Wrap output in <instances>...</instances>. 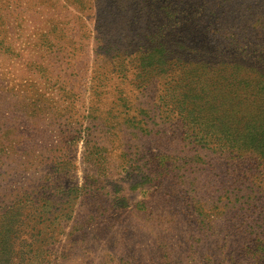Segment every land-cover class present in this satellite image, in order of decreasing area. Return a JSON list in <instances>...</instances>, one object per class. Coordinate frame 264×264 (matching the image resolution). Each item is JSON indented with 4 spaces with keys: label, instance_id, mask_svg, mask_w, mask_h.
<instances>
[{
    "label": "rangeland",
    "instance_id": "374dc122",
    "mask_svg": "<svg viewBox=\"0 0 264 264\" xmlns=\"http://www.w3.org/2000/svg\"><path fill=\"white\" fill-rule=\"evenodd\" d=\"M217 80L264 81V0H0V264H264Z\"/></svg>",
    "mask_w": 264,
    "mask_h": 264
},
{
    "label": "trees",
    "instance_id": "16d2710c",
    "mask_svg": "<svg viewBox=\"0 0 264 264\" xmlns=\"http://www.w3.org/2000/svg\"><path fill=\"white\" fill-rule=\"evenodd\" d=\"M213 86L200 92V139L257 154L251 145L264 141V81L217 80Z\"/></svg>",
    "mask_w": 264,
    "mask_h": 264
}]
</instances>
